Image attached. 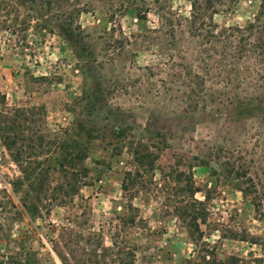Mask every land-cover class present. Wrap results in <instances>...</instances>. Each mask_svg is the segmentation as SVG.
Instances as JSON below:
<instances>
[{
  "label": "rangeland",
  "instance_id": "374dc122",
  "mask_svg": "<svg viewBox=\"0 0 264 264\" xmlns=\"http://www.w3.org/2000/svg\"><path fill=\"white\" fill-rule=\"evenodd\" d=\"M71 2L87 12L73 18L79 30L70 34L41 0H0V120L15 121L4 135L22 151L15 162V149L5 150L0 140V264H59L49 241L61 226L80 234L81 258L114 242L129 248L133 264H183L200 251L191 242L199 236L200 247L217 259L264 264L262 91L217 84L212 74L223 60L220 44L187 33L174 42L161 37L163 54L149 41L142 43L152 53L117 44L111 52L94 27L104 21L100 12L108 2ZM170 6L189 10L184 0ZM254 7L241 0L212 21L242 26ZM117 21L125 35L137 28L129 17ZM156 26L148 13L145 27ZM158 60L164 63L144 68ZM140 147L156 156L153 169L135 168L130 151ZM230 167L244 173L241 180H258V207L236 189L241 181L226 175ZM24 172L41 187L29 188ZM65 184L69 202L58 191L57 198L48 191L37 200L40 189ZM71 186L76 193H69ZM192 214L197 231L189 227L190 239Z\"/></svg>",
  "mask_w": 264,
  "mask_h": 264
},
{
  "label": "trees",
  "instance_id": "16d2710c",
  "mask_svg": "<svg viewBox=\"0 0 264 264\" xmlns=\"http://www.w3.org/2000/svg\"><path fill=\"white\" fill-rule=\"evenodd\" d=\"M16 2L22 0H15ZM108 6L105 10L100 13L103 14L104 21L98 20V24L94 27H98L99 33L106 36V46L105 48L111 52H116L115 44L119 45L121 50L124 47L129 46L135 48L139 46L140 50H148L152 53V49L145 47L142 42L149 41L154 48H156V54H163V48L158 46V40L164 38V36L170 37L169 41L174 42L173 38L175 35H179L180 38L183 37L184 33L188 36L200 37L206 40V42H213L215 44H220L221 54H223V60H221L217 71L212 74V78L216 79L217 84H222L225 88L226 86L232 85L236 82L234 89H239L240 85H251L256 89L262 91L260 97H264V0H245L248 1V5L254 7L253 14L242 26H224L219 27L213 23L212 17L219 11L222 13L230 12L231 9H235L236 4L241 0H184L189 8L186 14L177 13L171 10L172 0H106ZM42 4L45 5L47 13L55 12L54 16L67 29L68 33H72L74 29H78V26H73V18L80 13H86L87 11L83 8L78 9L72 4L71 0H41ZM21 5V4H19ZM220 8V9H219ZM152 13L157 18V26L153 28H146L145 21L148 13ZM129 17L134 21L137 27L134 32H129L127 35L123 34L120 29L118 18ZM95 18V16H94ZM208 20L206 24L205 21ZM21 24H24L21 21ZM106 24V25H105ZM109 24L110 27H107ZM116 27V33H115ZM77 30V31H78ZM205 34L204 38L200 35V32ZM81 33L77 34L78 36ZM258 36L256 42L251 41L252 36ZM84 35L82 39H84ZM141 40V41H140ZM140 41L141 44H137ZM168 41V40H167ZM170 44L169 42H167ZM173 45V44H172ZM215 50V48H209ZM131 50V49H130ZM139 50V51H140ZM134 51V50H132ZM185 53L187 48H185ZM137 54L138 51L132 52ZM207 50H202L198 54H206ZM184 54V53H183ZM252 59V64L241 65L242 61H248ZM162 61H152L149 65L144 68L148 71L151 69L159 67ZM192 78H198L193 75ZM191 80V79H190ZM0 102L3 103V96L0 95ZM23 110H20L22 112ZM16 112V111H14ZM12 116V115H11ZM3 118V116H1ZM7 119L0 120V140L2 141V146L5 150L12 153V149H15V141L10 140L8 136L4 135L5 131L13 129V122ZM146 151V152H145ZM140 148H134L132 152L130 151V156L134 163L135 168L139 169L141 167L147 168L148 170L153 169V163L155 162V157L151 153ZM20 149H15L13 155V161L21 163ZM79 159H83L84 154L82 152H77L76 156ZM240 160V158H239ZM226 175L231 176L232 181L240 180L241 182H234L236 189L241 192L243 197H248L251 201V206L258 207V200L260 196L256 194L260 185L254 181L250 176L241 180L244 173H239L237 169L226 168ZM65 172V171H64ZM137 171H135V177L137 176ZM27 172L22 173L23 180L27 182L29 188L38 189L41 187L37 185V181H30V174ZM68 175L75 176L76 171L65 172ZM125 178L121 181V188L126 191L125 185L130 183V173H126ZM35 182V183H34ZM34 183V184H33ZM85 186V184H81ZM68 185H59L56 189H49L46 186L41 193V191L36 192L37 200L41 199L43 193L50 192L51 198H54L57 193L63 194V197H67V202H69V196L67 194ZM17 188L13 187L12 192H16ZM77 187H70L69 193H76ZM44 191V192H43ZM55 191H58L55 193ZM41 193V194H40ZM46 195V194H45ZM261 196L264 192L260 193ZM50 198V199H51ZM64 198H58V204L63 205L65 203ZM71 199V198H70ZM66 202V203H67ZM180 215L182 212L179 213ZM121 221H124L121 218ZM196 216L191 215L188 221L187 233L188 236L193 238L192 232H190L189 227H193L194 231H197L195 225ZM54 231L53 227H51ZM80 234L75 232L70 226H61L58 229V234L55 235L54 239L50 240V249L53 256L57 259L59 264H133L131 258V252L129 248L119 247L114 242H110L111 247L96 246V248L101 249V253L98 254L94 249H90L86 252V257L81 258V252L78 246V239ZM90 239L87 238V243H90ZM122 241L121 243H123ZM194 247L200 251L195 253L191 259H183V264H237V259L229 257L226 259H217L211 251L200 247L204 244L200 243V237L191 240ZM85 255V254H84ZM108 261V263H107ZM117 261V262H116Z\"/></svg>",
  "mask_w": 264,
  "mask_h": 264
}]
</instances>
